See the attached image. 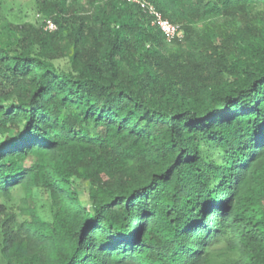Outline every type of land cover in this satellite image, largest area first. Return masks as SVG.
Returning a JSON list of instances; mask_svg holds the SVG:
<instances>
[{"label": "trees", "instance_id": "trees-1", "mask_svg": "<svg viewBox=\"0 0 264 264\" xmlns=\"http://www.w3.org/2000/svg\"><path fill=\"white\" fill-rule=\"evenodd\" d=\"M149 1L0 0V264H264V0Z\"/></svg>", "mask_w": 264, "mask_h": 264}, {"label": "built area", "instance_id": "built-area-1", "mask_svg": "<svg viewBox=\"0 0 264 264\" xmlns=\"http://www.w3.org/2000/svg\"><path fill=\"white\" fill-rule=\"evenodd\" d=\"M129 3L137 5L145 14L150 17L151 25L158 28L166 40L172 43L174 40L183 38V32L180 27L172 24L166 19L163 14L157 9V7L149 0H123ZM45 31L54 32L57 30V25L52 20L45 21Z\"/></svg>", "mask_w": 264, "mask_h": 264}, {"label": "rangeland", "instance_id": "rangeland-1", "mask_svg": "<svg viewBox=\"0 0 264 264\" xmlns=\"http://www.w3.org/2000/svg\"><path fill=\"white\" fill-rule=\"evenodd\" d=\"M7 5L10 8H13V12L16 13L19 10H22L23 13L27 16V20L30 22H42L41 18L38 17V14L35 13L34 10V0H7ZM27 166L30 165V162L26 163ZM81 194L84 197L85 201L87 200V189L86 187L83 185L81 186ZM223 247V246H222ZM229 258L231 257L230 254Z\"/></svg>", "mask_w": 264, "mask_h": 264}, {"label": "clouds", "instance_id": "clouds-1", "mask_svg": "<svg viewBox=\"0 0 264 264\" xmlns=\"http://www.w3.org/2000/svg\"><path fill=\"white\" fill-rule=\"evenodd\" d=\"M152 3V2H151ZM139 8V7H138ZM140 9V8H139ZM158 9V8H157ZM159 10V9H158ZM160 11V10H159ZM143 12V11H142ZM161 12V11H160ZM144 13V12H143ZM162 13V12H161ZM145 14V13H144ZM147 15V14H146ZM148 16V15H147ZM149 17V16H148ZM149 19H150V17H149ZM150 22H151V20H150ZM55 23V22H54ZM56 24V23H55ZM173 24V23H172ZM175 25V24H174ZM178 26V25H177ZM57 29H58V27H57ZM182 31V30H181Z\"/></svg>", "mask_w": 264, "mask_h": 264}]
</instances>
